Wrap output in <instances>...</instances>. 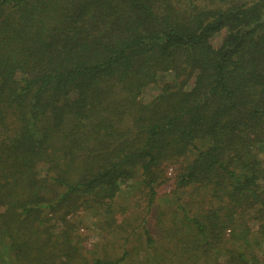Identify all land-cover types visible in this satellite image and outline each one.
Returning a JSON list of instances; mask_svg holds the SVG:
<instances>
[{"label": "trees", "instance_id": "obj_1", "mask_svg": "<svg viewBox=\"0 0 264 264\" xmlns=\"http://www.w3.org/2000/svg\"><path fill=\"white\" fill-rule=\"evenodd\" d=\"M81 205L118 253L84 251ZM0 264H264V0H0Z\"/></svg>", "mask_w": 264, "mask_h": 264}, {"label": "rangeland", "instance_id": "obj_2", "mask_svg": "<svg viewBox=\"0 0 264 264\" xmlns=\"http://www.w3.org/2000/svg\"><path fill=\"white\" fill-rule=\"evenodd\" d=\"M222 35V32L216 34L212 38V43L217 45L222 39ZM155 93L156 88L154 86L146 87L145 91L143 92V100H150L155 95ZM164 170L165 178L161 181V183L155 186L156 195L154 196V200L159 207H166L167 210V208L171 206L172 198L174 196V194H172L174 186L172 178L175 174V167L167 166L164 168ZM146 211L147 207L145 191L139 185H134L130 188H125L123 192L120 193V196L113 203L112 214L115 220H117V223L122 221V225L124 226H122V228H124V232H126L124 236H126V234H129L132 224L137 223L138 220L144 216ZM155 212L156 208L154 207L152 210L148 211L147 216L150 214H155ZM72 214L76 221L75 227L73 228V231H71V234H78L85 239L81 243V247L84 248V251L91 253L94 250L93 245H95V252L99 251L101 254L108 253L113 255L118 253L117 248L119 247L121 241L114 240L115 237H113L112 232L115 234V232H118L119 228H115L113 231H111L101 227L103 225L101 218L103 219L104 216H109L104 214L102 209H99V211L96 212L94 209H88L81 205L79 209H75ZM55 228L57 232L61 231V227L57 226ZM140 230L141 228L138 227V229L135 230V234L130 236V249H132L131 247H136V251H141L143 248V238L139 236ZM120 232H122L121 228Z\"/></svg>", "mask_w": 264, "mask_h": 264}]
</instances>
